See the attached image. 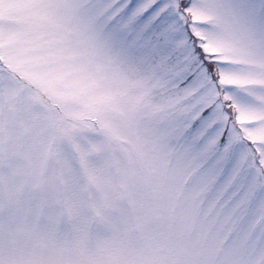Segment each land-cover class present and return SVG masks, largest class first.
Segmentation results:
<instances>
[{"label": "snow or ice", "instance_id": "6c2138e0", "mask_svg": "<svg viewBox=\"0 0 264 264\" xmlns=\"http://www.w3.org/2000/svg\"><path fill=\"white\" fill-rule=\"evenodd\" d=\"M32 72L134 91L61 120L58 182L0 180V264H264V0H24L0 77Z\"/></svg>", "mask_w": 264, "mask_h": 264}, {"label": "rangeland", "instance_id": "374dc122", "mask_svg": "<svg viewBox=\"0 0 264 264\" xmlns=\"http://www.w3.org/2000/svg\"><path fill=\"white\" fill-rule=\"evenodd\" d=\"M23 2L9 0V7L0 14L16 19ZM124 89L131 93L134 86L107 78L99 89L78 98L37 72L17 73L7 81L0 77V180L8 177L21 184L40 177L58 182L57 161L49 154L67 152L70 145L59 137L52 142L56 126L66 115L80 112L95 96Z\"/></svg>", "mask_w": 264, "mask_h": 264}]
</instances>
